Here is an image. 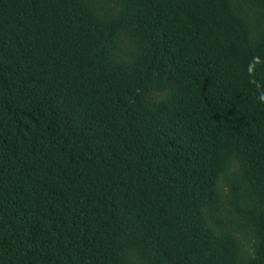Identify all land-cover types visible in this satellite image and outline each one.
Segmentation results:
<instances>
[{
    "label": "trees",
    "instance_id": "16d2710c",
    "mask_svg": "<svg viewBox=\"0 0 264 264\" xmlns=\"http://www.w3.org/2000/svg\"><path fill=\"white\" fill-rule=\"evenodd\" d=\"M0 264H264V0H0Z\"/></svg>",
    "mask_w": 264,
    "mask_h": 264
}]
</instances>
